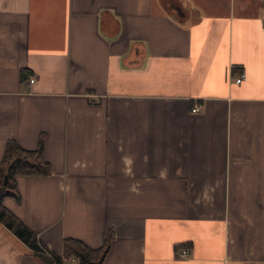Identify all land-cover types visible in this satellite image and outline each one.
<instances>
[{
	"label": "crops",
	"instance_id": "crops-1",
	"mask_svg": "<svg viewBox=\"0 0 264 264\" xmlns=\"http://www.w3.org/2000/svg\"><path fill=\"white\" fill-rule=\"evenodd\" d=\"M10 139L51 173L2 202L54 254L264 264V0H0ZM0 264L45 263L0 222Z\"/></svg>",
	"mask_w": 264,
	"mask_h": 264
},
{
	"label": "trees",
	"instance_id": "trees-1",
	"mask_svg": "<svg viewBox=\"0 0 264 264\" xmlns=\"http://www.w3.org/2000/svg\"><path fill=\"white\" fill-rule=\"evenodd\" d=\"M50 173L51 167L44 157L41 140L34 149L22 148L14 140H8L0 159V222L45 264H103L113 236L111 228L103 232L101 243L97 247H91L77 238L64 237L61 254L49 251L51 257H48L42 252L43 245L36 233L20 217L4 206L2 201L6 196H12L16 201H20L16 188V175H48ZM71 257L75 258V262L70 261Z\"/></svg>",
	"mask_w": 264,
	"mask_h": 264
},
{
	"label": "built area",
	"instance_id": "built-area-1",
	"mask_svg": "<svg viewBox=\"0 0 264 264\" xmlns=\"http://www.w3.org/2000/svg\"><path fill=\"white\" fill-rule=\"evenodd\" d=\"M233 77V82L235 83H240L244 77H245V73L243 71H239L238 73L232 75ZM29 81L32 82L33 81V77H30L29 78ZM199 110V104H194L193 107L191 108V111L192 112H196ZM41 250L42 252L47 255L48 257H51V254L49 252V250H47L45 247L41 246ZM189 253H190V250L188 247H185V248H182L180 249L179 251V257L181 258H187L189 256ZM70 261L71 262H75V258L74 257H71L70 258Z\"/></svg>",
	"mask_w": 264,
	"mask_h": 264
}]
</instances>
